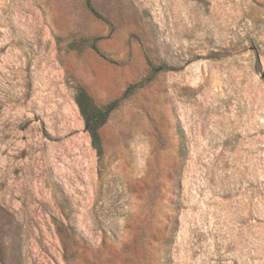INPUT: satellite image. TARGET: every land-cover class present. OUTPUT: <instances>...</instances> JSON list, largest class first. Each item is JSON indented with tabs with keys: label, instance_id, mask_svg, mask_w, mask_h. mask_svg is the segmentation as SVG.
I'll list each match as a JSON object with an SVG mask.
<instances>
[{
	"label": "rangeland",
	"instance_id": "obj_1",
	"mask_svg": "<svg viewBox=\"0 0 264 264\" xmlns=\"http://www.w3.org/2000/svg\"><path fill=\"white\" fill-rule=\"evenodd\" d=\"M90 2L0 0V264H264V0Z\"/></svg>",
	"mask_w": 264,
	"mask_h": 264
},
{
	"label": "trees",
	"instance_id": "obj_2",
	"mask_svg": "<svg viewBox=\"0 0 264 264\" xmlns=\"http://www.w3.org/2000/svg\"><path fill=\"white\" fill-rule=\"evenodd\" d=\"M86 5L92 13L97 15L91 5L90 0H86ZM96 43L97 40H93V42L90 44V47L95 51H98ZM155 71L157 70H154V72ZM141 87V84L130 85L125 90V93L121 99L113 101L103 107L98 106L85 89H78L75 102L83 118L85 130L91 138V145L99 157L103 155V143L100 135V129L107 123L110 114L119 107L120 103Z\"/></svg>",
	"mask_w": 264,
	"mask_h": 264
}]
</instances>
